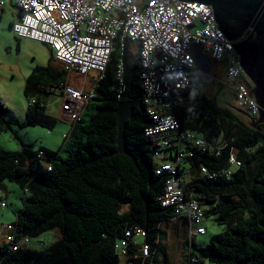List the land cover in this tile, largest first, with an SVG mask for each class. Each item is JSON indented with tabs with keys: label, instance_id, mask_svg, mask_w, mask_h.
Segmentation results:
<instances>
[{
	"label": "trees",
	"instance_id": "1",
	"mask_svg": "<svg viewBox=\"0 0 264 264\" xmlns=\"http://www.w3.org/2000/svg\"><path fill=\"white\" fill-rule=\"evenodd\" d=\"M120 57L117 41L106 77L86 107L93 105L90 121L85 123L82 116L65 138V158L47 150H40L44 157L38 158L40 152L25 144L19 151L0 148V191L5 181L25 191L24 206L8 225L14 231L7 226L6 238L56 235L51 246L39 251L26 247L14 251L5 241L0 244V264H151L140 256L137 244L131 243L126 255L116 248L133 225L147 231L144 242L158 255L153 262L170 264L166 225H179L183 247H190L186 223H173L174 209L163 208L158 200L167 178L156 175V151L144 135L149 120L142 104L138 43L126 41L125 88L119 100ZM67 74L50 65L35 68L24 88L28 101L35 99L26 121L6 118L8 110L0 102V132L12 131L13 126L53 130L57 119L45 113L46 101L60 90ZM121 102L134 106L125 131L129 155L116 154V111ZM173 109L183 130L197 133L207 143L206 151L187 148L192 156L181 163L184 190L197 198L206 219L216 215L226 227L205 248L196 249L192 242L190 252L197 260L192 264H264V123L256 125L238 108L219 105L194 79L188 92L176 95ZM233 156L240 167L230 164ZM203 167L208 175L201 173ZM125 205L130 210L121 213Z\"/></svg>",
	"mask_w": 264,
	"mask_h": 264
},
{
	"label": "built area",
	"instance_id": "2",
	"mask_svg": "<svg viewBox=\"0 0 264 264\" xmlns=\"http://www.w3.org/2000/svg\"><path fill=\"white\" fill-rule=\"evenodd\" d=\"M12 3L21 13L20 20L12 25L17 38L50 47L65 71L94 78L89 89L69 83L60 87L61 114L72 126L81 120L96 95L98 84L105 79L117 41L121 57L116 80L118 99L122 98L126 41L138 43L142 104L149 120L144 135L156 151V175L167 178L158 200L163 208L174 209L173 223L179 220L186 223L190 247L185 249V264L196 263L190 248L198 236L208 233L204 226L205 212L197 198L185 192L180 171L183 160L192 156L187 148L193 146L206 151L207 143L197 133L183 130L173 103L177 94L188 92L194 75L210 83L215 79L196 67L190 51L192 44L200 45L213 63H227L225 78L221 80L223 87L234 89L239 104L253 119L257 120L260 114V107L241 81L245 73L232 48L234 43L218 29L213 8L204 3L177 0H12ZM6 4V0H0V13L6 10ZM34 104L35 99H32L30 105ZM42 157L44 154L40 152L38 158ZM230 164L241 166L234 156ZM201 173L208 175L204 167ZM5 207L6 203L0 201V208ZM8 230L14 231V228L8 226ZM146 237V230L133 225L125 230L116 248L126 255L129 245L137 244L141 257L151 260V264H160L153 262L158 255L144 242ZM6 242L12 250L18 251L26 247L29 240H16L11 234Z\"/></svg>",
	"mask_w": 264,
	"mask_h": 264
},
{
	"label": "rangeland",
	"instance_id": "3",
	"mask_svg": "<svg viewBox=\"0 0 264 264\" xmlns=\"http://www.w3.org/2000/svg\"><path fill=\"white\" fill-rule=\"evenodd\" d=\"M16 15L15 9L10 4L7 5L6 11L0 16V102L6 107L8 113L6 118L16 122L26 121V110L29 108L28 99L25 97V77L28 76L37 67H46L51 63V53L47 46L29 39H18L12 31L11 25L15 23ZM54 65H61L54 63ZM223 65V64H222ZM226 68V67H225ZM226 70H224V74ZM209 76V75H208ZM211 77V76H210ZM203 78V77H200ZM215 80H223L222 76L213 77ZM225 78V77H224ZM68 79V77H67ZM202 88L206 93H209L214 100L221 106L229 104L234 108L246 110L241 106L236 99V94L233 88L223 87L219 88L216 81L210 83L209 81L201 82ZM221 87V86H220ZM223 89V90H222ZM9 92V97L7 93ZM61 97L60 91L52 93L49 97L47 105V112L52 116L59 117L61 113ZM93 105L84 110L85 123H88L93 114ZM59 127L69 130L67 124L59 123ZM36 136H39V141L43 138V131L49 132L45 128L33 127ZM13 130L20 132L24 131L13 126ZM1 144H3L9 151H18L21 148L20 138L23 135L8 131L1 134ZM34 138L35 135H31ZM28 141V137L23 138ZM63 141V139H62ZM64 142V141H63ZM40 145H38V148ZM62 156H67L66 152H62ZM8 188V207L0 208V242H2L5 229L15 220V212L21 210L24 206L25 199L24 189L13 181H5ZM1 195L6 196L3 192ZM130 210V205H125L121 213H127ZM208 233L205 236H198L194 240L195 248L202 249L209 245L213 236L223 233L226 227L219 224L216 215H210L204 223ZM168 237L165 241L167 252L170 257V264H185V251L183 248L184 236L181 233L180 226L173 224L163 227ZM54 242L53 233H45L39 237L31 238L29 240V249L39 251L47 249Z\"/></svg>",
	"mask_w": 264,
	"mask_h": 264
},
{
	"label": "water",
	"instance_id": "4",
	"mask_svg": "<svg viewBox=\"0 0 264 264\" xmlns=\"http://www.w3.org/2000/svg\"><path fill=\"white\" fill-rule=\"evenodd\" d=\"M188 3H204L214 10L218 29L234 43L236 55L245 76L242 83L249 89L251 97L260 107L258 119H253L247 112L243 113L256 125L264 123V0H177ZM249 35L244 39L245 34ZM190 51L196 67L206 75L211 74L212 60L202 51L198 44H192ZM117 115V151L116 154L129 155L126 145L127 122L133 118L134 106L130 102H121Z\"/></svg>",
	"mask_w": 264,
	"mask_h": 264
},
{
	"label": "crops",
	"instance_id": "5",
	"mask_svg": "<svg viewBox=\"0 0 264 264\" xmlns=\"http://www.w3.org/2000/svg\"><path fill=\"white\" fill-rule=\"evenodd\" d=\"M6 6L8 4H10L11 6L14 7L13 3H12V0H6ZM15 15H16V20H15V23H17L19 20H20V11L17 10L15 7ZM6 11V10H5ZM1 12L0 13V16L5 12ZM13 23V24H15ZM12 24V25H13ZM42 44V43H41ZM44 45V44H43ZM46 46V45H45ZM48 47V46H47ZM50 53H51V63H49V65L53 68V69H56V70H65L62 66V64H60L58 61H56V59L54 58V55H53V52L52 50L50 49V47H48ZM54 63H59L61 66L58 67V65H54ZM67 72V71H66ZM67 77H66V80L65 82H63L62 84H66V83H69L71 85H75L77 87H82L84 89H89L93 83H94V78L93 76H90V77H79L76 73H70V72H67ZM31 74V73H30ZM29 74V75H30ZM28 75V76H29ZM28 76L25 77V83H26V80L28 78ZM197 75H194L193 76V79L194 81H196L199 85V87H202L201 86V78L198 76V77H195ZM211 77H218V74L215 72H212L210 74ZM216 81V85L219 86L220 90L221 88H223V85L221 83V79L219 80V83L217 82L218 81V78L215 80ZM221 86V87H220ZM1 89V88H0ZM223 90V89H222ZM7 97H9V92L7 93ZM60 97H61V103H63V97H62V93L60 92ZM1 98V96H0ZM29 104H30V101H28ZM49 103V100L46 101V105H45V113L50 117V118H55L57 119V123H55L54 125V128L53 130H50L48 128H45L46 130H49V132H44L43 135V138L42 140L39 141V136H36L35 134V129H33V127H27V128H20L21 130H24V131H20V132H17L16 130L14 131L13 128H12V131L11 132H14L16 133V136L19 137V134L20 135H23L21 136L20 138V143H21V148L20 150L22 149V145L25 144V145H28V146H32L33 150L34 151H37V152H40V150H47V151H51L53 153H61L62 154V150L64 148V144H65V136H68L70 134V132L72 131L73 129V126L71 124H69L66 119H64V117L62 116V114L60 113V116L57 118L55 116H52L51 114H49L47 112V105ZM246 111V110H244ZM247 112V111H246ZM26 113H27V110H26ZM246 116V115H245ZM247 117V116H246ZM85 118V114H83V119ZM59 123H63V124H67L69 126V130H66V127L65 128H62V127H59ZM39 127V126H38ZM19 128V127H18ZM39 128H42V127H39ZM4 133V132H0V140H1V134ZM31 135H35L34 138H31L30 136ZM25 137H28V141L24 140L23 138ZM63 139V141H62ZM38 145H40V147L38 148ZM0 148H3V149H7V147H5L3 144H1V141H0ZM19 151V149H18ZM5 192L6 193V196H3L1 195V193ZM8 188H7V185L5 184L4 186V191H0V198L3 200V201H6L8 203ZM20 211V210H19ZM19 211L15 212V220H16V213H18ZM15 220L13 222H15ZM12 222V223H13ZM8 234V231L7 229H5V233H4V236H3V239H2V242H0V244H3L5 243L6 241V236ZM56 234V233H55ZM56 239V235H54V241ZM185 241V240H184ZM27 249H29V245L26 246ZM184 248V247H183ZM184 251H185V248H184Z\"/></svg>",
	"mask_w": 264,
	"mask_h": 264
},
{
	"label": "flooded vegetation",
	"instance_id": "6",
	"mask_svg": "<svg viewBox=\"0 0 264 264\" xmlns=\"http://www.w3.org/2000/svg\"><path fill=\"white\" fill-rule=\"evenodd\" d=\"M226 65H227L226 62H223V63H220V64L213 63L212 64L211 73L212 72H214V73L216 72L218 74V76H222L223 79H224V77H225L224 70H225Z\"/></svg>",
	"mask_w": 264,
	"mask_h": 264
},
{
	"label": "bare ground",
	"instance_id": "7",
	"mask_svg": "<svg viewBox=\"0 0 264 264\" xmlns=\"http://www.w3.org/2000/svg\"><path fill=\"white\" fill-rule=\"evenodd\" d=\"M209 77H210V75H209ZM211 78H213V77H211ZM213 83V82H212Z\"/></svg>",
	"mask_w": 264,
	"mask_h": 264
}]
</instances>
